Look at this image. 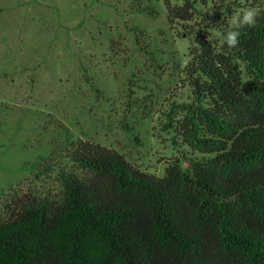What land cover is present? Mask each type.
<instances>
[{
    "label": "trees",
    "instance_id": "16d2710c",
    "mask_svg": "<svg viewBox=\"0 0 264 264\" xmlns=\"http://www.w3.org/2000/svg\"><path fill=\"white\" fill-rule=\"evenodd\" d=\"M156 1L220 34L197 30L193 100L165 126L209 157L159 177L94 141L56 148L32 164L55 187L21 182L0 213V264H264V7L237 28L236 0Z\"/></svg>",
    "mask_w": 264,
    "mask_h": 264
},
{
    "label": "rangeland",
    "instance_id": "374dc122",
    "mask_svg": "<svg viewBox=\"0 0 264 264\" xmlns=\"http://www.w3.org/2000/svg\"><path fill=\"white\" fill-rule=\"evenodd\" d=\"M235 4L231 21L264 0ZM193 19L171 24L156 0H0V213L21 182L55 187L32 164L78 139L159 177L209 157L165 129L193 100L197 32L221 38Z\"/></svg>",
    "mask_w": 264,
    "mask_h": 264
},
{
    "label": "clouds",
    "instance_id": "9594fccd",
    "mask_svg": "<svg viewBox=\"0 0 264 264\" xmlns=\"http://www.w3.org/2000/svg\"><path fill=\"white\" fill-rule=\"evenodd\" d=\"M259 15V11L255 8H248L243 10L242 14H238L232 18V25L233 27H243V26H248V27H253L255 26L256 23V18ZM242 17V18H241ZM239 36L240 33L239 31H228L226 36H224L220 43L224 44L225 41L227 42V45L232 48L237 46L239 42Z\"/></svg>",
    "mask_w": 264,
    "mask_h": 264
}]
</instances>
